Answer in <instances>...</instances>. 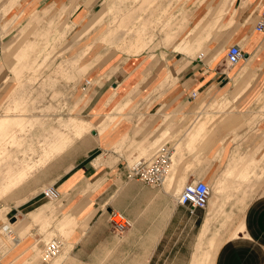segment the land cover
I'll return each instance as SVG.
<instances>
[{
    "label": "crops",
    "instance_id": "0c3cea01",
    "mask_svg": "<svg viewBox=\"0 0 264 264\" xmlns=\"http://www.w3.org/2000/svg\"><path fill=\"white\" fill-rule=\"evenodd\" d=\"M12 1L10 6L18 2L24 8L35 0ZM45 1L37 0L36 4ZM69 1L74 2L72 8L77 6L75 0ZM206 3L187 38L174 44V51L181 57L167 64L169 69L156 85L151 83L148 102L140 100L132 120L121 117L127 99L104 115L119 120L101 135L102 161L83 159L54 184L63 205L58 214H63L60 227L69 238L54 264H264V30L257 29L258 22L264 21V0ZM108 11L105 5L87 25L99 24ZM119 22H126L124 15ZM171 28L163 30L168 34ZM134 31L132 27L129 32L125 27L123 31L116 29L106 42L129 46L137 54L147 49L157 35L152 27L150 45L147 40L135 44L138 37ZM194 32L197 34L189 38ZM231 45H239L244 53L235 65L227 60ZM12 48L10 68L15 70L13 80L18 83V75L35 67L32 63L39 43L23 37ZM90 66L86 64L83 69ZM118 70H107L108 78L93 87L90 106L97 103L100 107L111 100L113 92L106 98L103 94L119 85L115 78ZM123 71L122 80L128 74L126 67ZM22 90L7 113L0 116V136L12 138L10 174L7 172L10 177L3 191L10 196L31 178L37 166L70 142L61 130L44 127L47 132L39 137L44 151L39 160H33L35 149L25 147L26 137L33 135L34 126L44 122L27 113L30 109ZM12 93L17 94V88ZM102 119L92 122L71 118L65 125L82 134ZM162 143L168 144L172 154L163 184L152 187L127 179L126 164L131 153L148 150L152 154ZM195 180L207 182L213 193L205 209L190 212L187 205L177 202V194ZM111 210L122 212L131 226L122 233L115 232L109 221ZM29 213L44 216L46 211L36 206ZM24 219L30 220L20 226H39L29 217ZM47 219L44 217L43 222ZM15 224L0 227V234L10 240L5 250H10L9 264L17 260L18 264H43L40 240L35 242L30 233L22 238L23 230L18 233ZM213 232L230 235L216 241Z\"/></svg>",
    "mask_w": 264,
    "mask_h": 264
},
{
    "label": "rangeland",
    "instance_id": "374dc122",
    "mask_svg": "<svg viewBox=\"0 0 264 264\" xmlns=\"http://www.w3.org/2000/svg\"><path fill=\"white\" fill-rule=\"evenodd\" d=\"M207 1L75 0L77 6L72 8L74 2L69 0L57 3L46 0L40 5H37L35 0L30 6L23 8L17 5L18 2H13L10 6V0H0V116L7 113L6 110L12 105V100L24 89V103L30 109L27 113L41 118L44 122L42 125L39 123L34 126L31 129L33 135L26 137L25 147L31 145L35 149V153L31 155L35 161L40 159L44 151V146L39 142V137L42 138V134L47 132L44 127L51 129L54 126L70 137V142L64 150L46 163L37 166L31 178L25 180L18 192L10 196L9 192L3 191L7 189L6 184L10 177L12 138L10 135L0 136V227L5 223H16V231L19 233V229L23 230L20 234L22 238L27 233L32 234L35 242L40 240L42 244L38 246L40 255L43 243L52 237L64 243L62 253L65 251L69 238L60 227V218L63 214L58 216L63 206L62 200L60 197L56 201L48 200L42 196V190L64 179L75 164L83 159H94V162L99 158L98 162L102 161L101 135L119 120L116 116L109 119L104 118V115L127 99L121 117L122 120L126 118L132 120V113L139 108L140 100L148 102L151 83L156 85V81L164 77L162 75L165 70L169 69L167 64L174 58L181 57L179 52L174 51V44L187 38L190 29L198 23V17L203 15L202 9H205ZM105 5L109 7V11L105 14L104 20L95 26H88L87 23ZM128 10L130 12H127ZM123 15L126 22L120 24L119 19ZM170 25L172 30L167 34L163 28ZM119 26L121 31L124 27L128 32L130 27L136 30L134 33L138 38L135 39V44L147 40L149 46L152 27L156 29L157 35L147 49L135 54L134 49L129 46L116 44L113 40L111 43L106 42L110 34L120 29ZM197 32L189 38L194 37ZM23 37L27 41H38L39 48L32 63L35 67L18 75L17 83L13 80L15 70L10 68L13 61L11 51L14 48L12 46ZM194 40L196 37L190 44ZM90 63L91 66L84 70L86 64ZM125 67L128 74L122 80ZM110 68L120 69L115 75L120 82L117 88L110 87L107 92L105 91L106 94L105 92L103 94L106 98L107 93L113 92V97L100 107L96 105L97 103L90 106L93 87L102 83L104 78H108L110 73L108 74L107 70ZM102 71H105L104 75ZM96 73L98 75L94 77ZM86 79L90 81L89 85L85 84ZM15 88L17 94L12 93ZM93 106L96 107L93 109ZM145 106L143 108H146ZM101 116L103 119L99 125L82 134L65 125L71 118L96 122ZM50 153L52 152H48V155ZM150 153L148 150L143 153L146 156L142 153H131L127 164L137 157H148ZM36 206L46 211V214L35 217L34 213L28 215L27 213ZM26 217L31 218L33 223H38L39 226L32 224L20 226L19 223L29 222L30 219H24ZM44 217L48 219L43 222ZM214 234L216 241H222L226 235H230L229 232ZM8 240L0 234V264H9L10 250L5 252L10 241ZM213 245L214 243L212 247ZM17 261L14 264H18ZM50 263L51 261L46 264Z\"/></svg>",
    "mask_w": 264,
    "mask_h": 264
},
{
    "label": "built area",
    "instance_id": "2783aa9c",
    "mask_svg": "<svg viewBox=\"0 0 264 264\" xmlns=\"http://www.w3.org/2000/svg\"><path fill=\"white\" fill-rule=\"evenodd\" d=\"M259 31L264 30V21L257 24ZM244 57V53L239 45H231L227 51V60L230 65L238 64ZM89 85L90 81L85 80ZM195 93H192L194 96ZM171 149L168 144L162 143L155 148L154 152L148 157H138L130 164H126L125 176L127 179L138 180L148 186H161L166 178L171 161ZM42 196L56 201L60 197V192L54 185L47 186L42 190ZM213 193L211 186L202 180L191 181L177 194V202L187 205L189 211L194 209H205ZM109 221L113 230L122 233L131 226V221L120 211L111 210L109 212ZM62 243L56 237H52L43 243L41 249V260L44 263L50 262L61 251ZM142 264V263H140Z\"/></svg>",
    "mask_w": 264,
    "mask_h": 264
},
{
    "label": "bare ground",
    "instance_id": "6f19581e",
    "mask_svg": "<svg viewBox=\"0 0 264 264\" xmlns=\"http://www.w3.org/2000/svg\"><path fill=\"white\" fill-rule=\"evenodd\" d=\"M167 177V176H166ZM168 178V177H167ZM166 179V178H165ZM45 198V197H44ZM47 199V198H46ZM49 200V199H48ZM51 201H53V200H51ZM58 239V238H57ZM61 243L63 244V246H64V243L61 241ZM62 250H63V247H61V251H60V253L55 257V258H53L52 260H51V262L52 261H54L55 259H57L60 255H61V253H62ZM41 258V257H40ZM49 263V262H48Z\"/></svg>",
    "mask_w": 264,
    "mask_h": 264
},
{
    "label": "water",
    "instance_id": "95a60500",
    "mask_svg": "<svg viewBox=\"0 0 264 264\" xmlns=\"http://www.w3.org/2000/svg\"><path fill=\"white\" fill-rule=\"evenodd\" d=\"M13 219V218H12Z\"/></svg>",
    "mask_w": 264,
    "mask_h": 264
}]
</instances>
